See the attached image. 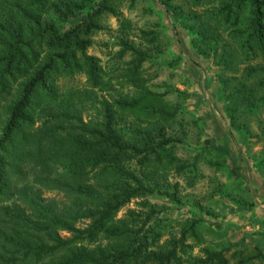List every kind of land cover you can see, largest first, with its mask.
I'll list each match as a JSON object with an SVG mask.
<instances>
[{"label": "trees", "instance_id": "trees-1", "mask_svg": "<svg viewBox=\"0 0 264 264\" xmlns=\"http://www.w3.org/2000/svg\"><path fill=\"white\" fill-rule=\"evenodd\" d=\"M161 1L184 22L176 0ZM186 1L200 7L189 16L203 28L201 40L223 33L237 40L241 55L255 62L246 69L261 73L264 84V0ZM92 3L0 0V264H231L229 247H203L196 223L175 228L164 222V209L143 200L163 196L180 204V183L170 177L187 175L191 184L199 177L198 160L176 154L183 141L170 134L168 123L177 113L157 105L158 95L145 77L149 51L129 38L120 39L118 56L130 59L117 80L133 93L94 97L95 89L113 82L101 59L88 53L92 36L105 30L102 18L115 17L123 35L135 27L113 0ZM80 15L79 22L61 30L62 23ZM140 33L151 44L158 38ZM241 55L227 60L228 67ZM79 73L89 88L60 86L61 77ZM242 93L247 110L257 112L260 102L250 91ZM91 98L97 119L86 118L81 108ZM236 120L232 116L231 124ZM22 156L35 164V179L21 177L12 191ZM208 162L228 177H241L239 167ZM55 166L62 170L52 176ZM42 187L62 193L69 205L58 210L46 203ZM7 197L12 204H1ZM135 199L143 200L140 209L119 216ZM254 249L255 254L237 249L233 264H262L260 249Z\"/></svg>", "mask_w": 264, "mask_h": 264}, {"label": "rangeland", "instance_id": "rangeland-1", "mask_svg": "<svg viewBox=\"0 0 264 264\" xmlns=\"http://www.w3.org/2000/svg\"><path fill=\"white\" fill-rule=\"evenodd\" d=\"M100 1L93 0L92 6ZM113 4L133 22L135 29L123 35L115 17L106 15L102 18L105 30L92 36L93 46L88 53L101 59L105 72L113 78V82L95 89L94 97L110 98L118 91H134L128 86L122 88L117 80L127 69L126 61L130 59L129 55L123 59L118 56L122 36L148 50L150 58L144 64L145 77L149 79L147 87L158 95V106H166L177 113L168 123L170 134L183 141L176 154L185 161L198 160L199 164V177L191 184L187 175L170 177L172 183H180V204L171 203L163 196H150L143 200L164 209V222L172 223L175 228L196 223L203 247H229L227 256L231 264L236 260L234 253L237 249L255 254L256 246L262 254L258 261L264 264V164L261 162L264 161L263 75L250 74L246 67L255 62L246 60L240 53L239 42L230 39L227 34L201 40L198 33L203 28L189 16L191 11H200V7H192L186 0L174 2L184 9V22L172 10H167L161 0H113ZM81 18L82 15L62 23L61 30L69 29ZM141 30L157 33V40L151 44L142 36ZM238 53L241 57L235 65L230 62L228 67L226 61L238 57ZM59 84L62 88L90 87L84 73L61 77ZM237 87L242 89L239 92L243 96L235 91ZM243 91H250L260 102L257 112L247 110L248 105L241 99L245 95ZM89 100L81 107L84 116L97 119L99 115L93 108L94 99ZM233 110H236L235 114ZM231 115L237 119L234 124H231ZM241 130L245 131V135ZM226 131L234 138L229 146L234 147L242 161L240 178L228 177L226 170L208 162L213 159L223 165L229 164L226 155L225 158L219 157L213 151V142H225ZM30 159L29 156L18 158L17 169L21 174L12 176V191L22 183L21 177L29 182L35 179V164ZM61 170L57 166L51 168L52 176L61 173ZM38 185L36 188H39ZM42 197L58 210H64V206L69 205L62 193L43 187ZM9 199H3L1 204H12L13 200ZM143 200H133L119 216L125 215L128 210L140 209Z\"/></svg>", "mask_w": 264, "mask_h": 264}, {"label": "crops", "instance_id": "crops-1", "mask_svg": "<svg viewBox=\"0 0 264 264\" xmlns=\"http://www.w3.org/2000/svg\"><path fill=\"white\" fill-rule=\"evenodd\" d=\"M218 123H221V122L218 121ZM224 139H225V142L222 140L219 144H216L215 142H213V148L216 151L221 152L222 154L226 155L228 162L231 166L239 167L241 169L242 168L241 158L239 157L235 149H233L234 147L229 146L232 140L229 136V133H227V131L224 134Z\"/></svg>", "mask_w": 264, "mask_h": 264}]
</instances>
